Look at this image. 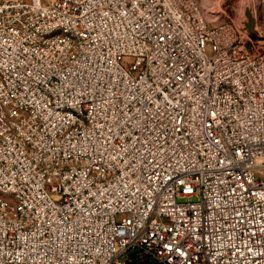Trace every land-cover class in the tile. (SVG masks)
Returning a JSON list of instances; mask_svg holds the SVG:
<instances>
[{
    "label": "built area",
    "instance_id": "1",
    "mask_svg": "<svg viewBox=\"0 0 264 264\" xmlns=\"http://www.w3.org/2000/svg\"><path fill=\"white\" fill-rule=\"evenodd\" d=\"M235 4L0 0V264H264V36Z\"/></svg>",
    "mask_w": 264,
    "mask_h": 264
},
{
    "label": "rangeland",
    "instance_id": "2",
    "mask_svg": "<svg viewBox=\"0 0 264 264\" xmlns=\"http://www.w3.org/2000/svg\"><path fill=\"white\" fill-rule=\"evenodd\" d=\"M207 0H202V5L207 3ZM218 1V2H217ZM215 0L216 7L212 10V12L217 11L219 7L226 5L229 2L235 1V6L237 9L235 11H230L232 16L235 15L238 10L246 11L250 9H254L257 12V31L260 33L261 36H264V8L261 5V0ZM252 3V4H251ZM254 3V4H253ZM204 11V9H203ZM207 18H210V10H207L206 14Z\"/></svg>",
    "mask_w": 264,
    "mask_h": 264
},
{
    "label": "bare ground",
    "instance_id": "3",
    "mask_svg": "<svg viewBox=\"0 0 264 264\" xmlns=\"http://www.w3.org/2000/svg\"><path fill=\"white\" fill-rule=\"evenodd\" d=\"M222 1V0H221ZM220 1V2H221ZM207 3L203 4L202 5V8L204 9V12L207 14V10H210V17L211 18H214L215 17V14L214 12H212V10L216 7V3H215V0H207L206 1ZM218 2V1H217ZM252 4V3H251ZM254 4V3H253ZM247 12V10H246ZM253 26V25H252Z\"/></svg>",
    "mask_w": 264,
    "mask_h": 264
},
{
    "label": "water",
    "instance_id": "4",
    "mask_svg": "<svg viewBox=\"0 0 264 264\" xmlns=\"http://www.w3.org/2000/svg\"><path fill=\"white\" fill-rule=\"evenodd\" d=\"M246 16H247V18H248L247 28H248V29H251V28H252V25H253L252 19H251V17H250V15H249L248 12L246 13Z\"/></svg>",
    "mask_w": 264,
    "mask_h": 264
}]
</instances>
